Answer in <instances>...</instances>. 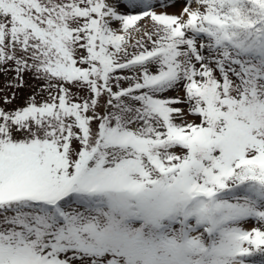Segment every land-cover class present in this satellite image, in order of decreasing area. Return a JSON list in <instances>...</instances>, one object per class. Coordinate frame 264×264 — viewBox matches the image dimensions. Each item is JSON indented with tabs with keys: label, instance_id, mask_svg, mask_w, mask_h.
Segmentation results:
<instances>
[{
	"label": "snow or ice",
	"instance_id": "1",
	"mask_svg": "<svg viewBox=\"0 0 264 264\" xmlns=\"http://www.w3.org/2000/svg\"><path fill=\"white\" fill-rule=\"evenodd\" d=\"M0 78V264H264V0H0Z\"/></svg>",
	"mask_w": 264,
	"mask_h": 264
},
{
	"label": "rangeland",
	"instance_id": "2",
	"mask_svg": "<svg viewBox=\"0 0 264 264\" xmlns=\"http://www.w3.org/2000/svg\"><path fill=\"white\" fill-rule=\"evenodd\" d=\"M3 84H4L3 78H0V88L3 87ZM25 91H26V90H25Z\"/></svg>",
	"mask_w": 264,
	"mask_h": 264
}]
</instances>
